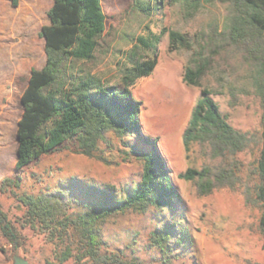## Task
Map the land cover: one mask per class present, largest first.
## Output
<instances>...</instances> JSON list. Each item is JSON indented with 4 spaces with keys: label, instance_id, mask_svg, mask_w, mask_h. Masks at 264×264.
I'll return each mask as SVG.
<instances>
[{
    "label": "rangeland",
    "instance_id": "rangeland-1",
    "mask_svg": "<svg viewBox=\"0 0 264 264\" xmlns=\"http://www.w3.org/2000/svg\"><path fill=\"white\" fill-rule=\"evenodd\" d=\"M22 3L26 5L16 13L30 19L27 27L35 40L31 46L45 55L39 31L48 23L46 12L50 6L36 0ZM101 5L105 30L95 58L86 66L103 82L123 87L130 66L127 55L153 54L151 48L140 44L139 38L156 45L155 68L149 75L137 78L129 89L140 102L141 133L156 141L179 201L173 208L151 205L145 210L127 209L105 218L100 224L103 261L74 257L60 261L65 242L39 223H25L26 207L20 197L71 186L77 192L67 213L73 215L84 208L86 201L78 188L109 184L117 197L124 196L140 181L142 163L120 137L107 131L90 155L83 153L79 142L71 138L58 150L41 155L17 171L16 129L23 90L19 84L5 82L0 86V209L20 231L23 242L14 250L0 231V264H13L14 257L28 264H116L115 259L120 260L118 264H264L259 224L263 208L254 190L256 159L264 132V102L254 84L255 61L227 37L229 5L221 0H162L148 13L139 11L133 0H101ZM37 8L40 19H36ZM1 28L0 23L2 32ZM169 31L182 34L186 44L178 42L170 49ZM11 37L6 42L22 54L28 44L21 41V36ZM201 57L208 62L204 75L198 85L187 84L183 81L185 68L191 60ZM2 62L0 59V69ZM202 88L212 92L230 125L247 134L245 148L233 156L216 155L207 144L199 142L185 149L184 131ZM205 166L219 175L213 176L214 186L209 192L199 190L198 178L179 177L189 167ZM5 178L12 181H3ZM171 222L186 230L187 241L173 244L174 237L170 250H162L152 234L157 227Z\"/></svg>",
    "mask_w": 264,
    "mask_h": 264
},
{
    "label": "trees",
    "instance_id": "trees-1",
    "mask_svg": "<svg viewBox=\"0 0 264 264\" xmlns=\"http://www.w3.org/2000/svg\"><path fill=\"white\" fill-rule=\"evenodd\" d=\"M17 6L19 0H9ZM229 5L227 37L253 58L256 70L255 87L264 102V0H221ZM162 0H133L136 8L148 13ZM40 8H37V17ZM48 23L41 25L39 35L44 40L45 64L32 68L20 96L22 113L17 122L15 169L20 171L43 154L59 149L71 138L76 139L82 152L90 155L107 131L120 137L124 145L142 163L140 181L124 196L117 197L114 187L89 186L78 188L85 196L84 208L71 215L67 211L76 192L71 186L39 194H24L20 201L26 207L24 222L39 223L53 237L65 242L60 261L74 257L103 261L100 224L108 216L127 209L145 210L149 206L173 208L179 194L172 184L167 168L158 152L157 143L141 133L138 113L140 102L132 97L129 86L139 77L149 75L157 64L156 45L139 38L143 47L151 48L152 56L139 57L129 53L125 84L116 87L103 82L86 65L95 58L98 41L105 30V14L101 0H52L47 12ZM157 39V38H156ZM186 44L182 34L169 31L170 49L174 44ZM208 62L205 58L191 60L185 68L183 81L198 85ZM264 107V106H263ZM184 146L192 142L207 144L216 155H231L242 151L247 134L235 129L222 113L212 92L202 88L190 120L184 131ZM210 166L189 167L179 177L199 179V190L209 192L214 186ZM3 181L11 182L5 178ZM14 182V181H13ZM14 183H17L16 181ZM255 197L263 208L259 217L264 247V132L262 147L256 159ZM0 231L15 250L23 236L0 209ZM162 250L186 242L187 232L176 222L157 227L152 234ZM116 264L119 259L114 260Z\"/></svg>",
    "mask_w": 264,
    "mask_h": 264
},
{
    "label": "crops",
    "instance_id": "crops-1",
    "mask_svg": "<svg viewBox=\"0 0 264 264\" xmlns=\"http://www.w3.org/2000/svg\"><path fill=\"white\" fill-rule=\"evenodd\" d=\"M36 1L39 4H44V6L52 4V0L51 2ZM25 5L26 3H22V0H19L18 5L15 7L11 5L9 0H0V23L3 30L0 31V59L3 61L0 69V86L5 82H10L16 85L19 84L22 90L27 84L31 69H39L45 64V55L40 52L39 48L31 46V43L35 40L33 41L30 36V27H27L28 23L31 22L30 19L16 13V9ZM12 9H15V12ZM26 32L29 34L27 35ZM11 35L21 36V41L28 44L27 47H23L22 54H19L13 46L6 42L9 37L13 39Z\"/></svg>",
    "mask_w": 264,
    "mask_h": 264
},
{
    "label": "water",
    "instance_id": "water-1",
    "mask_svg": "<svg viewBox=\"0 0 264 264\" xmlns=\"http://www.w3.org/2000/svg\"><path fill=\"white\" fill-rule=\"evenodd\" d=\"M13 264H28V262L18 257H14Z\"/></svg>",
    "mask_w": 264,
    "mask_h": 264
}]
</instances>
